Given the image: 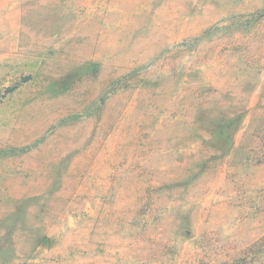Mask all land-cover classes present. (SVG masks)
Here are the masks:
<instances>
[{
	"label": "rangeland",
	"instance_id": "374dc122",
	"mask_svg": "<svg viewBox=\"0 0 264 264\" xmlns=\"http://www.w3.org/2000/svg\"><path fill=\"white\" fill-rule=\"evenodd\" d=\"M0 264H264V0H0Z\"/></svg>",
	"mask_w": 264,
	"mask_h": 264
}]
</instances>
